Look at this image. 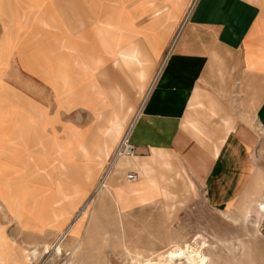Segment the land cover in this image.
I'll use <instances>...</instances> for the list:
<instances>
[{
	"label": "rangeland",
	"instance_id": "rangeland-1",
	"mask_svg": "<svg viewBox=\"0 0 264 264\" xmlns=\"http://www.w3.org/2000/svg\"><path fill=\"white\" fill-rule=\"evenodd\" d=\"M58 1L2 0L0 264H13L17 259L27 264L31 249L42 251L45 242L53 245L92 196L93 202L65 239L63 254H43L33 264H132L129 252L134 255L141 252L136 249L150 250L132 244L129 246L133 249L126 248L115 203L111 199L105 201L104 195L109 191L102 195L95 193L118 144L107 161L101 159L110 154L112 138L118 133L114 142L118 140L125 130L124 125H131L142 107L194 0H188V6L179 12L180 0H67L73 3L75 11L72 12L56 11ZM165 4L169 5L164 7ZM14 5L25 6L27 11L22 17ZM107 13L124 21L123 36L157 34L166 37L157 36L160 55L152 78L141 94L123 80L114 66L113 55L103 47L94 55L93 62L87 60L86 67L74 61L77 54L84 56L81 49L74 50L75 46L90 44L86 36L94 35V17L103 22ZM135 21L148 26L136 29ZM164 26L170 30L166 31ZM21 40L23 42H19ZM115 55L122 56L118 52ZM66 62L70 67L67 68ZM19 67L36 74L48 85L47 100L46 91L44 95L28 86L34 84V80L14 74L20 71ZM215 67L214 71L221 72L217 85L234 90L238 69L230 68L219 55ZM80 71L86 72V77H80ZM121 72L129 79L128 71ZM90 81L96 82L93 92L84 86ZM118 81L127 95L113 85ZM7 83L19 89L28 87L32 97ZM82 92L87 99L82 97ZM249 159L247 157L248 165ZM258 161L261 179L248 196L251 201L245 199L250 182L221 207L210 203L205 193L197 189L192 200L180 197L183 205L171 206V202L166 201L159 203V210L148 211L155 223L158 222L153 230L163 232L168 244L177 240L173 243L185 247L190 246L197 235H203L211 244L207 250L210 264H264V226L262 222L256 224V214L245 215L264 195V157H259ZM247 175L249 181V173ZM233 191L234 188L228 192L233 195ZM127 209L138 213L141 206L135 204ZM167 247H159L153 253L165 251ZM73 248H76L75 254ZM144 252L147 256L152 253Z\"/></svg>",
	"mask_w": 264,
	"mask_h": 264
},
{
	"label": "crops",
	"instance_id": "crops-1",
	"mask_svg": "<svg viewBox=\"0 0 264 264\" xmlns=\"http://www.w3.org/2000/svg\"><path fill=\"white\" fill-rule=\"evenodd\" d=\"M72 4L59 0L56 11H75ZM14 6L21 17L27 11L24 5ZM186 6L188 0H180L178 12ZM189 6L179 37L171 50L170 45V52L158 70L160 73L158 77L156 73L155 82L134 117L131 141L136 146V154L119 159L107 178L109 192L104 195L105 201L111 199L115 203L123 229L122 243L129 248L132 244L150 250L136 249L145 252H157L154 250L177 241L171 240L168 244L163 232L153 230L158 222L147 212L159 210V203L170 201L171 206L176 203L180 206L184 201L180 197L192 200L198 189L210 203L221 207L239 195L249 182L245 199H250L248 196L261 179L258 158L264 157V0H194ZM2 25L0 0V42ZM147 26L143 22L134 23L136 29ZM157 36L166 38L157 34L113 38L89 35L86 36L89 45L75 46L74 50L81 49L85 56L77 54L75 61L78 66L86 67L87 60L93 62L94 55L103 47L113 55L114 66L123 80L141 94L152 78L160 55ZM108 46L122 56L116 57ZM218 55L224 57L230 68L238 69L234 90L217 85L220 83L217 76L221 73L214 71ZM13 59L16 61L17 56ZM2 69L0 63V106ZM19 70L14 74L34 80L28 86L43 94L46 91L47 100L48 85L31 71L22 67ZM121 71H128L129 79ZM85 74L78 73L80 77ZM7 84L31 96L28 87L25 90ZM95 85L96 82L90 81L84 86L93 92ZM113 85L127 95L119 81ZM82 97L87 99L83 92ZM37 101L45 105L44 101ZM132 111H128L127 122ZM127 122L124 121L126 126ZM129 125H124L125 130L112 142L110 154L103 156L102 162L109 159ZM247 157L251 160L249 165ZM129 171L137 172L139 178L128 180ZM232 188L233 195L228 192ZM135 204L141 206L138 213L127 209ZM261 222L264 226V215Z\"/></svg>",
	"mask_w": 264,
	"mask_h": 264
},
{
	"label": "bare ground",
	"instance_id": "bare-ground-1",
	"mask_svg": "<svg viewBox=\"0 0 264 264\" xmlns=\"http://www.w3.org/2000/svg\"><path fill=\"white\" fill-rule=\"evenodd\" d=\"M104 16L106 17V20L103 22H99L98 19L96 17H94L95 20L92 24L93 34L95 36L112 37V38L123 36L121 34H122V29L124 28V24H125L124 21L121 18H119L117 15H114V14L107 13V15H104ZM161 26H162V24L158 25L156 28H159ZM163 29H165L166 31L170 30L168 26H166V27L164 26ZM181 30H182V28H181ZM181 30H180V32H181ZM83 36L85 37L86 35L84 34ZM174 44L172 45L171 49L173 48ZM108 47H110L109 48L110 51L115 55V51L113 50L112 46H108ZM74 61H75V58H74ZM66 65H67V68L70 67L69 63H67V62H66ZM66 72H70V71H66ZM157 77H158V75H157ZM133 124H134V122L129 127V128H131L130 139H131V135H132ZM117 137H118V133H116V135L112 138V142H114V140ZM134 155L135 154L123 155L122 157L118 158V160L115 162V164L119 161V159H121L123 157H132ZM115 164H114V166H115ZM111 170H109L108 173L104 174V176L102 177V179H101L102 183H100V185L95 190L96 194L99 195V193H100V195H102L104 193V191H109V187L107 186V178H108ZM127 179H128V177H127ZM128 180H130V179H128ZM136 180H130V181H136ZM262 197H263L262 199H259L258 201L255 202V205L253 208L248 209L245 213V215L247 214L250 217H252V216H254V214H256L258 216L256 221H255L257 225L260 224L261 219L264 215V195ZM93 200H94V196L90 197V199H88L86 201V203L83 205V207L78 211V215L74 218V220L70 223V225L66 228V230H64L61 233V235L58 237V239L56 240V242L53 245L47 244V242H45L46 244L45 245L43 244L44 247L42 246L43 247L42 251H40L38 248L31 249L29 252V256L27 258L26 263L27 264H33L34 261L36 262L43 254H53L54 253L56 256L62 255L63 250L65 249V245H64L65 239L67 238V236L71 232L76 221L89 208V206L91 205ZM210 246H211V244L206 240V238H204L203 235L199 234L193 239L192 244L188 247H185L179 243H175V244L173 243V245H171L165 251L158 252V253L152 252L151 255H149V256H147V254L144 255L142 253V251L137 252V253L135 252L136 254H134V255L131 252H129V253L131 256L132 264H210L211 257L207 253V250ZM72 252L75 254L76 248H73ZM153 254H155V255L153 256ZM13 264H22V263L19 259H17V260L13 261Z\"/></svg>",
	"mask_w": 264,
	"mask_h": 264
},
{
	"label": "built area",
	"instance_id": "built-area-1",
	"mask_svg": "<svg viewBox=\"0 0 264 264\" xmlns=\"http://www.w3.org/2000/svg\"><path fill=\"white\" fill-rule=\"evenodd\" d=\"M130 131L131 128L127 129L124 136L121 138L111 157L110 162L108 163L107 169L104 174H107L108 171L113 168L118 158L122 157L123 155H132L136 153V146L132 143L130 139ZM127 177L130 180H136L138 178V174L135 171H129Z\"/></svg>",
	"mask_w": 264,
	"mask_h": 264
}]
</instances>
